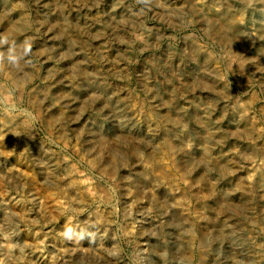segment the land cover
<instances>
[{
	"label": "rangeland",
	"instance_id": "374dc122",
	"mask_svg": "<svg viewBox=\"0 0 264 264\" xmlns=\"http://www.w3.org/2000/svg\"><path fill=\"white\" fill-rule=\"evenodd\" d=\"M262 7L264 0H0V264H264V70L251 56L239 64L234 51L257 49L264 62ZM23 19L25 30L17 27ZM19 30L22 46L14 44ZM82 61L105 87L72 75ZM171 139L179 148L167 153ZM202 230L215 243L206 255Z\"/></svg>",
	"mask_w": 264,
	"mask_h": 264
},
{
	"label": "bare ground",
	"instance_id": "6f19581e",
	"mask_svg": "<svg viewBox=\"0 0 264 264\" xmlns=\"http://www.w3.org/2000/svg\"><path fill=\"white\" fill-rule=\"evenodd\" d=\"M231 1V0H230ZM243 1V0H242ZM254 1V0H253ZM217 2V1H216ZM5 3V2H4ZM222 3V2H221ZM225 3V2H224ZM234 3V2H233ZM243 3V2H242ZM263 4V3H262ZM205 5V4H204ZM210 5V4H209ZM234 5V4H233ZM260 5V4H259ZM64 6V5H63ZM62 6V7H63ZM195 6V5H194ZM194 6H193V8H194ZM232 6V5H231ZM243 6V5H242ZM263 6V5H262ZM6 7H8V6H6ZM61 7V6H60ZM213 7V6H212ZM216 7H218V6H216ZM234 7H236V6H234ZM233 7V8H234ZM263 8V7H262ZM10 8H8L7 10H9ZM213 9V8H212ZM226 9V8H225ZM235 9V8H234ZM243 9H245V8H243ZM264 9V8H263ZM6 10V9H5ZM6 10V11H7ZM53 10V9H52ZM216 10V9H215ZM238 10H240V8L238 9ZM11 11V10H10ZM14 11V10H13ZM168 12V11H167ZM211 12V11H210ZM223 13V16H224V18H227L228 17V15L230 14V13H228V11L226 10V11H222ZM239 12V11H238ZM253 12V11H252ZM263 15H264V11H260ZM0 13H3V12H0ZM194 13H196V12H194ZM204 13H205V11H204ZM212 13V12H211ZM242 13V12H241ZM244 13V12H243ZM192 14V13H191ZM213 14V13H212ZM221 14V15H222ZM204 15V14H203ZM215 15V14H214ZM247 15V14H246ZM254 15V14H253ZM232 16V15H231ZM248 16V15H247ZM1 17V16H0ZM10 17V16H9ZM18 17V16H17ZM16 17V18H17ZM197 17V16H196ZM205 17V16H204ZM208 18H210L209 16H207ZM212 17V16H211ZM214 17V16H213ZM243 17V16H242ZM202 18V17H201ZM2 19H3V17H2ZM15 19V18H14ZM102 19V18H101ZM100 19V20H101ZM132 19V18H131ZM240 19V18H239ZM246 19V18H245ZM12 20V19H11ZM253 20V19H252ZM69 21V20H68ZM200 21V20H199ZM205 21V20H204ZM208 21H210V20H208ZM237 21V20H236ZM245 21V20H244ZM228 22H229V20H228ZM232 22V21H231ZM15 23H17V22H15ZM22 24H20V27L19 26H17L18 28H21V30L23 29V30H25L26 29V27H27V22H25L24 21V19H23V21L21 22ZM124 23V22H123ZM211 23V22H210ZM215 23V22H214ZM213 23V24H214ZM219 23V22H218ZM226 23V22H225ZM238 23V22H237ZM220 24V23H219ZM232 24V23H231ZM250 24V23H249ZM65 25H67V24H65ZM115 25V24H114ZM118 25V24H117ZM209 25V24H208ZM223 25V24H222ZM230 25V24H229ZM14 26V25H13ZM16 26V25H15ZM66 27V26H65ZM77 27V26H76ZM213 27V26H212ZM245 27H247V26H245ZM261 27L264 29V16H263V19L261 20ZM12 28V27H11ZM28 28V27H27ZM232 28L234 29V31H235V35H237V36H239L243 41H245L246 43H247V41H248V36L243 32V31H241V28H240V26L238 25V24H232ZM248 28V27H247ZM261 28V29H262ZM79 29V28H78ZM100 29V28H99ZM117 29V28H116ZM131 29V28H130ZM219 29V28H218ZM227 29L229 30V28L227 27ZM232 29V30H233ZM245 29V28H244ZM21 30H19L18 32L19 33H14L15 34V45H19V46H22V45H20V44H23V43H21V35H20V33H21ZM32 30V29H31ZM118 30V29H117ZM212 30H216V28L215 29H212ZM246 30V29H245ZM8 31V30H7ZM13 31V30H12ZM16 31V30H15ZM224 31V30H223ZM230 31H231V29H230ZM11 32V31H10ZM70 32V31H69ZM79 32V31H78ZM100 32V31H99ZM214 32V31H213ZM12 33V32H11ZM10 33V34H11ZM223 34H224V32H222ZM259 33V32H258ZM210 34V33H209ZM211 34H212V32H211ZM220 34H221V30H220ZM251 34V33H250ZM215 35H216V33H215ZM219 35V34H218ZM231 35V34H230ZM262 35V34H261ZM214 36V35H213ZM220 36V35H219ZM224 36V35H223ZM228 36V35H227ZM9 37V36H8ZM125 37V36H124ZM221 37V36H220ZM220 37H219V40H220ZM235 37V36H234ZM255 37H256V35H255ZM233 38V37H232ZM28 39V38H27ZM72 39V38H71ZM235 39V38H234ZM238 39V38H237ZM256 40H257V38H255ZM4 40V39H3ZM251 40V39H250ZM255 40V41H256ZM259 40V39H258ZM2 41V40H1ZM227 42H228V39H227ZM5 43H7L5 46H4V48H2V54H3V57L5 58V57H7V56H9V54H10V52H11V50H12V43L11 42H9V40L8 41H5ZM77 43V42H76ZM244 43V42H243ZM255 43V42H254ZM26 44V43H25ZM79 44V43H78ZM224 44H225V42H224ZM223 44V45H224ZM231 44H233V43H231ZM262 44V43H261ZM77 45V44H76ZM236 45V44H235ZM245 45V44H244ZM251 45V44H250ZM260 45V44H259ZM264 45V44H263ZM227 46V45H226ZM237 46V45H236ZM246 46V45H245ZM262 46V45H261ZM15 47V46H14ZM18 47V46H17ZM25 47V46H24ZM71 47V46H70ZM194 47V46H193ZM247 47V46H246ZM248 47H250V46H248ZM254 47V46H253ZM263 47V46H262ZM73 48L74 49H76L74 46H73ZM196 48H198V47H196ZM226 48V47H225ZM20 49V48H19ZM24 49V48H23ZM73 49V50H74ZM233 49V48H232ZM250 49V52H248V54L246 55L245 53V51L244 50H241V48L240 49H236V50H234L236 53H237V56L238 57H240L239 58V61H238V63L239 64H241V65H244L245 63H248V61H249V58H248V56H251V57H253V58H256V61H255V67L256 68H258V69H261V70H264V62H263V60H260L261 58H260V56H261V54L260 53H263V52H257L254 48H249ZM22 50V49H21ZM199 50V49H198ZM225 50H227V49H225ZM261 50H262V48H261ZM15 51V50H14ZM192 51V50H191ZM264 51V50H263ZM26 52V51H25ZM73 52V51H72ZM228 52H229V50H228ZM230 53V52H229ZM12 54V53H11ZM15 54H16V52H15ZM20 54H22L21 52H20ZM75 54V53H74ZM193 54V53H192ZM233 54V53H232ZM13 55V54H12ZM12 55H10V56H12ZM17 55V54H16ZM71 55V54H70ZM234 55H236V54H234ZM2 56V55H1ZM65 56V55H64ZM89 57L88 56V54H85V56L84 57ZM104 56V55H103ZM207 56H208V54H207ZM86 57V58H87ZM204 57V56H203ZM209 57V56H208ZM233 57V56H232ZM3 58V59H4ZM10 58V57H9ZM12 58V57H11ZM16 58V57H15ZM70 58H72V59H74L73 57H72V55H71V57ZM99 58V57H98ZM108 58V57H107ZM212 58V57H211ZM234 58V57H233ZM232 58V59H233ZM252 58V59H253ZM13 59H14V57H13ZM19 59V58H18ZM170 59V58H169ZM207 59V58H206ZM1 60V59H0ZM5 60V59H4ZM16 60V59H15ZM23 60V59H22ZM49 60V59H48ZM85 60V59H84ZM157 60V59H156ZM171 60V59H170ZM197 60V59H196ZM255 60V59H254ZM1 61H3V60H1ZM85 61H87V59L85 60ZM85 61L83 62H79V63H76L75 64V71H74V73H72V75L74 76V74L79 78V79H81L83 82H87V83H90V84H92V85H94V87L96 86V87H98V86H102V87H105V83L103 82L104 81V79L102 80H94L93 79V77H91L90 76V74H88V66L86 65V63H85ZM94 61H96V60H94ZM159 61V60H158ZM24 62V60L22 61V63ZM27 62V61H26ZM99 62V61H98ZM161 62V61H160ZM212 62V61H211ZM214 62V61H213ZM236 62V61H235ZM263 62V63H262ZM14 63V62H13ZM16 63H18V61H16L15 62V65H17ZM230 63H231V60H230ZM233 63V62H232ZM11 64V63H10ZM20 64V63H19ZM169 64V63H168ZM235 64V63H234ZM238 64V65H239ZM21 65V64H20ZM24 65V64H23ZM237 65V64H236ZM237 65V66H238ZM11 66V65H10ZM211 66V65H210ZM12 67V66H11ZM17 67V66H16ZM27 67V66H26ZM72 67V66H71ZM213 67V66H212ZM249 67V66H248ZM253 67V66H252ZM251 67V68H252ZM96 68H97V66H96ZM237 68V67H236ZM18 69V68H17ZM91 69V68H90ZM20 70V69H19ZM239 70V69H238ZM242 70V69H241ZM255 70V69H254ZM26 71V70H25ZM29 71V70H28ZM73 71V70H72ZM216 71V70H215ZM185 72V71H184ZM244 72V71H243ZM252 72H254V71H252ZM15 73V72H14ZM26 73H28V72H26ZM70 73V72H69ZM215 73V72H214ZM213 73V74H214ZM257 73V72H256ZM20 73L18 72V75H19ZM53 74V73H52ZM55 74V73H54ZM13 75V74H12ZM18 75H14L15 76V78H19V76ZM22 76H23V73L21 74ZM251 74H249V76H250ZM25 76V75H24ZM48 76V75H47ZM219 77H220V74L218 75ZM248 76V77H249ZM21 77V76H20ZM57 77V76H56ZM59 77V76H58ZM222 77V76H221ZM245 77H247L246 75H245ZM256 77V76H255ZM21 78H23V77H21ZM27 78V77H26ZM72 78V77H71ZM250 78V77H249ZM257 78V77H256ZM13 79V78H12ZM20 79V78H19ZM213 79V78H212ZM215 79V78H214ZM248 79V78H247ZM263 79V78H262ZM15 80V79H14ZM13 80V81H14ZM23 80V79H22ZM78 80V79H77ZM218 80V79H217ZM250 80V79H249ZM264 80V79H263ZM61 81V80H60ZM203 81V80H202ZM206 81V80H205ZM210 81V80H209ZM208 80H207V82H209ZM247 81V80H246ZM245 81V82H246ZM18 81H17V79H16V83H17ZM24 82V81H23ZM57 82V81H56ZM187 82V81H186ZM15 83V82H14ZM204 83V82H203ZM202 83V84H203ZM206 83V82H205ZM209 83H212V82H209ZM214 83V82H213ZM215 83H217V82H215ZM223 83V82H222ZM58 84V83H57ZM82 84V83H81ZM197 84V83H196ZM20 85V84H19ZM85 85V84H84ZM87 85V84H86ZM188 85V84H187ZM186 85V86H187ZM193 85V84H192ZM206 85V84H205ZM184 86V85H183ZM199 86V85H198ZM208 86V85H207ZM206 86V87H207ZM219 86V85H218ZM51 87V86H50ZM58 87V86H57ZM88 87V86H87ZM188 87V86H187ZM194 87V86H193ZM212 87V86H211ZM213 88V87H212ZM224 88V87H223ZM59 89V88H58ZM186 90H187V88H185ZM193 89V88H192ZM220 89H221V87H220ZM219 89V90H220ZM4 90V89H3ZM5 90H6V88H5ZM43 90H44V88H43ZM49 90V89H48ZM101 90V89H100ZM174 90V89H173ZM175 90H177L176 88H175ZM191 90V89H190ZM47 91V90H46ZM46 91H45V93H46ZM97 91H99V90H97ZM184 91V90H183ZM225 91H228V90H225ZM230 91V90H229ZM4 92H6V91H4ZM41 92V91H40ZM51 92V91H50ZM102 92V91H101ZM100 92V93H101ZM48 93V92H47ZM177 93V92H176ZM182 93V92H181ZM188 93V92H187ZM231 93V92H230ZM38 94V93H37ZM36 94V95H37ZM228 94V93H227ZM41 95V94H40ZM171 95V94H170ZM96 96H97V94H96ZM173 96V95H172ZM103 98V97H102ZM105 98V97H104ZM120 98V97H119ZM157 98V97H156ZM37 99V98H36ZM54 99V98H53ZM149 99V98H148ZM172 99V98H171ZM213 99H214V97H213ZM95 100V99H94ZM108 100V99H107ZM231 100V99H230ZM43 101V100H42ZM109 101V100H108ZM107 101V102H108ZM111 101V100H110ZM118 101V100H117ZM120 101V100H119ZM118 101V102H119ZM215 101V100H214ZM104 102V101H103ZM211 102H213V101H211ZM227 102V101H226ZM233 102H235V101H233ZM35 103V102H34ZM40 103V102H39ZM42 103V102H41ZM41 103H40V105H41ZM120 103H122L121 101H120ZM125 103V102H124ZM144 103V102H143ZM152 103V102H151ZM169 103V102H168ZM172 103V102H171ZM176 102H174V104H175ZM210 103V102H209ZM223 103V102H222ZM37 104V103H36ZM106 105V104H105ZM205 105H207V104H205ZM215 105V104H214ZM225 105V104H224ZM229 105V104H228ZM232 105V104H231ZM100 106V105H99ZM167 106V105H166ZM171 106V105H170ZM181 106V105H180ZM179 106V108L181 109L182 107H180ZM204 106V105H203ZM202 106V107H203ZM43 107V106H42ZM113 107V106H112ZM228 107V106H227ZM227 107H225V108H227ZM246 107H247V105H246ZM176 108V107H175ZM204 108V107H203ZM241 108V107H240ZM38 109H39V107H38ZM117 109V108H116ZM119 109V108H118ZM212 109V108H211ZM224 109V108H223ZM182 110V109H181ZM202 110V109H201ZM227 110V109H226ZM225 110V111H226ZM242 110H244V109H242ZM43 111V110H42ZM127 111V110H126ZM205 111V110H204ZM48 112H50V111H48ZM62 112V111H61ZM67 112V111H66ZM117 112V111H116ZM115 112V113H116ZM120 112V111H119ZM124 112V111H123ZM56 113V112H55ZM209 113V112H208ZM224 113V112H223ZM49 114V113H48ZM123 113H121V115H122ZM246 114V113H245ZM59 115H60V113H59ZM124 115V114H123ZM122 115V116H123ZM199 115H201V114H199ZM248 115V114H247ZM48 115H46V117H47ZM50 116V115H49ZM132 116V115H131ZM251 116V115H250ZM264 116V115H263ZM53 117V116H52ZM51 117V118H52ZM58 117V116H57ZM74 117V116H73ZM121 117V116H120ZM129 117V116H128ZM158 117V116H157ZM173 117V116H172ZM192 117V116H191ZM206 117V116H205ZM241 117V116H240ZM49 118V117H48ZM55 118V117H54ZM54 118H52V120H54ZM122 118V117H121ZM125 118V117H124ZM127 118V117H126ZM170 118V117H169ZM198 118H200L199 116H198ZM233 118V117H232ZM50 119V118H49ZM148 119H149V117H148ZM163 119V118H162ZM165 119V118H164ZM166 119H168V118H166ZM164 120V121H167V120ZM175 119V118H174ZM189 119V118H188ZM197 119V118H196ZM220 119V118H219ZM224 119V118H223ZM62 120V119H61ZM181 120H183V119H181ZM186 119H184V121H185ZM233 120V119H232ZM239 120V119H238ZM252 120V119H251ZM55 121V120H54ZM151 121V120H150ZM161 121V120H160ZM178 121H179V119H178ZM170 122V121H169ZM175 122V121H174ZM197 122H198V120H197ZM241 122L243 123V124H247V125H249V121H248V118L247 117H242L241 118ZM51 123V122H50ZM167 123V122H166ZM178 123H180V122H178ZM212 123H214V122H212ZM220 123V122H219ZM132 124V123H131ZM158 124H159V122H158ZM160 124H162V123H160ZM182 124V123H181ZM203 124V123H202ZM255 124V123H254ZM123 125V124H122ZM168 125V124H167ZM175 125V124H174ZM187 125V124H186ZM212 125V124H211ZM214 125V124H213ZM238 125V124H237ZM250 125H251V123H250ZM53 126V125H52ZM55 126V125H54ZM65 126V125H64ZM243 126V125H242ZM241 126V127H242ZM254 126V125H253ZM257 126V125H256ZM168 127V126H167ZM246 127H248V126H246ZM56 128H57V125H56ZM170 128V127H169ZM176 128V127H175ZM185 128V127H184ZM214 128V127H213ZM215 128H216V126H215ZM240 128V127H239ZM65 129V128H64ZM162 129V128H161ZM164 129V128H163ZM209 129V128H208ZM220 129V128H219ZM231 129V128H230ZM247 129V128H246ZM250 129V130H249ZM249 131L252 133V127L251 126H249ZM256 129V128H255ZM13 130V129H12ZM186 130V129H185ZM194 130V129H193ZM215 130V129H214ZM233 130V129H232ZM61 131H63V130H61ZM173 131V130H172ZM204 131V130H203ZM220 131H221V129H220ZM247 131V130H246ZM258 131H259V129H258ZM63 132H65V131H63ZM168 132V131H167ZM207 132V131H206ZM206 132H205V134H206ZM212 132V131H211ZM211 132H208L209 134L211 133ZM249 132V133H250ZM62 133V132H61ZM196 133V132H195ZM231 133V132H230ZM233 133V132H232ZM235 134H237L236 132H234ZM233 133V134H234ZM250 133V134H251ZM197 134V133H196ZM198 134H199V132H198ZM197 134V135H198ZM141 135V134H140ZM220 135V134H219ZM221 135H223V134H221ZM247 135V134H246ZM256 135V134H255ZM143 136V135H142ZM249 136V135H248ZM257 136H259V135H257ZM166 137H167V135H166ZM170 137V136H169ZM174 137V136H173ZM208 137V136H207ZM222 137V136H221ZM261 137V136H260ZM139 138V137H138ZM145 138V137H144ZM200 138V137H199ZM202 138V137H201ZM245 138H248V137H245ZM167 139V138H166ZM203 139V138H202ZM205 139V138H204ZM223 139V138H222ZM257 139V138H256ZM145 141V140H144ZM150 141V140H149ZM165 141V140H164ZM180 142V141H179ZM207 142V140L205 141V143ZM209 143V142H208ZM224 143V142H223ZM167 144V153H168V151H171V152H176V151H178L177 150V148H179L178 147V145H179V143L176 141V140H174V139H171L170 140V142L169 143H166ZM249 144H251V143H249ZM212 145V144H211ZM260 145V144H259ZM163 146V145H162ZM221 146V145H220ZM86 147V146H85ZM90 147V146H89ZM110 147H112V146H110ZM180 147H182V146H180ZM222 147V146H221ZM108 148V147H107ZM248 148V147H247ZM255 148V147H254ZM259 148H261V147H259ZM87 149V148H86ZM94 149V148H93ZM163 149V148H162ZM182 149H184V148H182ZM136 150H137V148H136ZM143 150V149H142ZM163 150H165V149H163ZM249 151H250V149H248ZM87 151V150H86ZM112 151V153H113V150H111ZM160 151V150H159ZM187 151V150H186ZM192 151V150H191ZM91 152H93V151H91ZM136 152V151H135ZM134 152V153H135ZM165 152V151H164ZM163 152V153H164ZM228 152V151H227ZM142 153V152H141ZM182 153V152H181ZM189 153V152H188ZM187 153V154H188ZM192 153V152H191ZM220 153H222V152H220ZM219 153V154H220ZM224 153V152H223ZM137 154V153H136ZM153 154V153H152ZM155 154V153H154ZM160 154V153H159ZM158 154V155H159ZM172 154V153H171ZM179 154V153H178ZM184 154V153H183ZM245 154V153H244ZM255 154H257V153H254V155ZM108 155H109V153H108ZM206 155V154H205ZM249 155V154H248ZM258 155V154H257ZM257 155H255V156H257ZM124 156V155H123ZM137 156V155H136ZM139 157H140V155H138ZM197 156V155H196ZM220 156V155H219ZM96 157V156H95ZM98 157V156H97ZM122 157V156H121ZM125 157H127L128 158V156H126L125 155ZM203 157V156H202ZM206 157V156H205ZM208 157V156H207ZM253 157V156H252ZM138 158V157H137ZM141 158V157H140ZM144 158H145V155H144ZM161 158V157H160ZM185 158L186 157H183L182 155H181V157L180 158H178V160L176 161L177 162V166L178 167H181V168H184L185 167ZM196 158V157H195ZM228 158V157H227ZM125 159L126 158H123L122 160H124L125 161ZM136 159V158H135ZM150 159V158H149ZM191 159V158H190ZM189 159V160H190ZM209 159V158H208ZM213 159V158H212ZM219 159V158H218ZM92 160H93V158H92ZM128 160V159H127ZM139 160V159H138ZM159 160V159H158ZM197 160V159H196ZM216 160V159H215ZM220 160V159H219ZM94 161V160H93ZM110 161V160H109ZM123 161V162H124ZM191 161V160H190ZM200 161V160H199ZM53 162V161H52ZM126 162V161H125ZM152 162V161H151ZM173 162V161H172ZM205 162V161H204ZM208 162V161H207ZM206 162V163H207ZM158 163V162H157ZM186 163H188V162H186ZM199 163V162H198ZM110 165L112 164L111 162L109 163ZM161 164L162 163H160V166H161ZM200 164V163H199ZM229 164V163H228ZM102 165V164H101ZM116 165V164H115ZM159 165V164H158ZM157 165V166H158ZM190 165V164H189ZM192 165V164H191ZM204 165V164H203ZM208 165V164H207ZM226 165H227V163H226ZM225 165V166H226ZM104 166H106V165H104ZM104 166H101V167H104ZM108 166V165H107ZM117 166V165H116ZM154 166V165H153ZM197 166V165H196ZM211 166H212V164H211ZM112 167V166H111ZM177 167V168H178ZM230 166H227V168H229ZM162 168V167H161ZM186 168V167H185ZM184 168V169H185ZM108 169V168H107ZM110 169V168H109ZM113 169V168H112ZM141 169V168H140ZM155 169V168H154ZM157 169V168H156ZM179 169V168H178ZM189 169V168H188ZM187 169V170H188ZM214 169V168H213ZM231 169V168H230ZM237 169V168H236ZM113 170H115V169H113ZM112 170V171H113ZM158 170V169H157ZM159 170H160V168H159ZM163 170V169H162ZM162 170H160V171H162ZM179 170H181V169H179ZM216 170V169H215ZM233 170H234V168H233ZM105 171V170H104ZM160 171H159V173H160ZM203 171V170H202ZM209 171V170H208ZM148 172V171H147ZM165 172V171H164ZM188 172V171H187ZM205 172L207 173V171L205 170ZM232 172V171H231ZM230 172V173H231ZM104 173V172H103ZM115 173V172H114ZM189 173H190V171H189ZM204 173V171L202 172V173H199V176H200V174H203ZM257 173V172H256ZM111 174H113V173H111ZM154 174H155V172H154ZM146 175V174H145ZM165 175H167V174H165ZM47 176V175H46ZM157 176H158V174H157ZM160 176V175H159ZM188 176H189V174H188ZM198 176V177H199ZM206 177H208V176H206ZM149 178V177H148ZM195 178H197V176L195 177ZM202 178V177H201ZM204 178V177H203ZM255 178V177H254ZM257 178V177H256ZM185 179V178H184ZM205 179V178H204ZM210 179H211V177H210ZM258 179V178H257ZM159 180V179H158ZM198 180V179H197ZM196 180V181H197ZM203 180V179H202ZM259 180V179H258ZM144 181V180H143ZM200 181V180H199ZM198 181V182H199ZM253 181V180H252ZM176 182V181H175ZM253 182H255V181H253ZM138 183V182H137ZM141 183V182H140ZM246 183V182H245ZM252 183V182H251ZM262 183V182H261ZM215 184H217V183H214V184H212V186L213 185H215ZM253 184V183H252ZM138 185H139V183H138ZM145 185V184H144ZM149 185V184H148ZM153 185V184H152ZM156 185V184H155ZM159 185V184H158ZM157 185V186H158ZM206 185H208V183L206 184ZM233 185V184H232ZM254 185V184H253ZM253 185H251V186H253ZM258 185V184H257ZM262 185V184H261ZM151 186V185H150ZM172 186V185H171ZM193 186V185H192ZM243 186V185H242ZM251 186H250V188H251ZM146 187V186H145ZM190 187V186H189ZM205 187H207V186H205ZM214 187V186H213ZM234 187V186H233ZM233 187H232V189H233ZM259 187V186H258ZM258 187H257V189H258ZM144 188V187H143ZM173 188V187H172ZM202 188V187H201ZM212 188V187H211ZM211 188L209 187V189L211 190ZM262 188V187H261ZM148 189V188H147ZM150 189V188H149ZM203 189H204V185H203ZM244 189V188H243ZM252 189V188H251ZM263 189V188H262ZM145 190V189H144ZM143 190V191H144ZM151 190V189H150ZM217 190V189H216ZM224 190V189H223ZM226 190V189H225ZM139 191V190H138ZM155 191V190H154ZM201 191V190H200ZM249 191H251V190H249ZM140 192V191H139ZM226 192V191H225ZM255 192H257V191H255ZM143 193V192H142ZM149 193V192H148ZM168 193V192H167ZM232 193H234V192H232ZM246 193H247V191H246ZM152 194V193H151ZM193 194V193H192ZM216 194H218V193H216ZM225 194V193H224ZM229 194V193H228ZM155 195V194H154ZM205 195V194H204ZM136 196V195H135ZM138 196V195H137ZM136 196V197H137ZM145 196V195H144ZM164 196V195H163ZM168 196V195H167ZM206 196V195H205ZM210 196H211V193H210ZM216 196V195H215ZM218 196H219V194H218ZM221 196V195H220ZM253 196V195H252ZM162 197V196H161ZM224 197V196H223ZM233 197V196H232ZM227 198V197H226ZM251 198V197H250ZM253 198V197H252ZM251 198V199H252ZM148 199H149V197H148ZM228 199V198H227ZM233 199V198H232ZM245 199H247V198H245ZM216 200H218V199H216ZM228 201V200H227ZM239 201V200H238ZM199 202V201H198ZM222 202H224V201H222ZM237 202V201H236ZM253 202V201H252ZM242 203H244V202H242ZM241 203V204H242ZM220 204V203H219ZM249 204V203H248ZM215 205V204H214ZM249 206V205H248ZM158 207V206H157ZM244 208H247V207H244ZM249 208V207H248ZM174 211V210H173ZM230 211V210H229ZM176 212V211H175ZM180 213V212H179ZM220 213V212H219ZM229 213V212H228ZM210 214V213H209ZM172 215H173V212H172ZM175 215V214H174ZM182 215V214H181ZM219 215V214H218ZM221 215V214H220ZM228 215V214H227ZM186 216V215H185ZM184 216V214H183V217H185ZM176 217V216H175ZM211 218V217H210ZM232 218V217H231ZM177 220H180V218L179 219H177ZM185 220V219H184ZM214 220V219H213ZM216 220V219H215ZM179 222V221H178ZM231 222V221H230ZM184 222H182V224H183ZM228 223V222H227ZM226 223V224H227ZM180 224V223H179ZM214 226H215V223H214ZM221 226V225H220ZM223 226V225H222ZM227 226V225H226ZM191 227V226H190ZM230 227V226H229ZM232 227V226H231ZM236 227H237V225H236ZM214 228V227H213ZM188 229H189V227H188ZM228 229V231H229V229L230 228H227ZM234 229H235V227H234ZM191 230H193V229H191ZM220 230H221V228H220ZM223 230V229H222ZM203 231V230H202ZM201 231V235H200V244H201V246H200V250H201V252H202V254H205L206 255V253L207 252H209V251H211L212 249H215L214 247H215V243H208L207 241H206V238H207V236L210 234H208L207 235V231H203L202 232ZM219 231V230H218ZM225 231H227V230H225ZM224 230H223V233L225 232ZM232 231H234V230H232ZM212 232H214L213 230H212ZM211 232V233H212ZM190 233H192V231L190 232ZM221 233V232H220ZM238 233V232H237ZM227 234V233H226ZM230 234H232V233H230ZM219 235V234H218ZM188 236H190V235H188ZM194 236V235H193ZM192 236V237H193ZM199 236V235H198ZM211 236V235H210ZM217 236V235H216ZM224 236V235H223ZM237 236V235H236ZM219 237V236H218ZM222 237V236H221ZM234 238H236L235 236H233ZM209 238V237H208ZM222 239H224V238H222ZM221 239V240H222ZM231 239H233V238H231ZM211 240V239H210ZM215 240V239H214ZM213 240V241H214ZM226 240V239H225ZM234 240V239H233ZM209 241V240H208ZM213 241H211V242H213ZM215 242V241H214ZM238 245V244H237ZM244 245H245V243H244ZM247 246H248V244H247ZM166 247V246H165ZM165 247H163V249L165 250ZM246 247V246H245ZM167 248V247H166ZM176 249V248H175ZM246 250V249H245ZM246 254V253H245ZM178 256L179 254L177 253V254H174V253H172V256ZM181 257L185 260V261H187L188 262V259H189V257L191 256V255H189V253L188 252H182L181 254ZM249 257V256H248ZM259 257V256H258ZM191 258V257H190ZM201 258H202V260H204V256H202L201 255ZM252 258V257H251ZM190 260V259H189ZM184 261V262H185ZM201 261V260H200ZM202 262V261H201ZM180 263V262H179ZM254 264V263H253Z\"/></svg>",
	"mask_w": 264,
	"mask_h": 264
},
{
	"label": "clouds",
	"instance_id": "9594fccd",
	"mask_svg": "<svg viewBox=\"0 0 264 264\" xmlns=\"http://www.w3.org/2000/svg\"><path fill=\"white\" fill-rule=\"evenodd\" d=\"M28 49H26L25 51H27Z\"/></svg>",
	"mask_w": 264,
	"mask_h": 264
}]
</instances>
